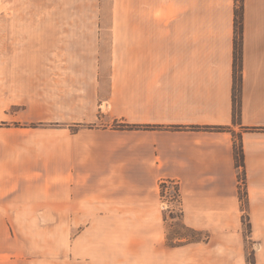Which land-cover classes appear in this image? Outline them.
<instances>
[{
    "label": "crops",
    "instance_id": "obj_1",
    "mask_svg": "<svg viewBox=\"0 0 264 264\" xmlns=\"http://www.w3.org/2000/svg\"><path fill=\"white\" fill-rule=\"evenodd\" d=\"M243 3L237 121L236 0H126L107 68L21 105L39 127L0 128V264H250L246 240L264 264V0ZM165 179L191 235L170 239Z\"/></svg>",
    "mask_w": 264,
    "mask_h": 264
},
{
    "label": "rangeland",
    "instance_id": "obj_2",
    "mask_svg": "<svg viewBox=\"0 0 264 264\" xmlns=\"http://www.w3.org/2000/svg\"><path fill=\"white\" fill-rule=\"evenodd\" d=\"M236 2L238 9L242 2ZM125 3L126 0H0V128L7 131L10 127H39L14 121V113L31 100L47 96L60 101L61 89L80 88L82 81L77 72L107 68L108 21L124 17ZM239 178L245 203L243 169ZM164 213L170 239L177 233L192 234L182 226L180 214ZM244 217L248 236L251 229L248 231L246 212ZM75 231L76 227L70 228L69 239ZM246 246L249 252L254 250L249 240ZM58 257L54 249V258Z\"/></svg>",
    "mask_w": 264,
    "mask_h": 264
},
{
    "label": "trees",
    "instance_id": "obj_3",
    "mask_svg": "<svg viewBox=\"0 0 264 264\" xmlns=\"http://www.w3.org/2000/svg\"><path fill=\"white\" fill-rule=\"evenodd\" d=\"M241 5L236 9L235 12V38H234V120L237 121L240 115L241 110V91H242V79H243V19H244V3L243 0H240ZM121 128H134L129 124L123 123L120 124ZM214 130H226L228 129L225 126H213L210 127ZM235 157L238 167L244 172L245 182H246V169H245V160H244V148L241 136H239L238 141L235 143ZM166 181L163 180L161 182V192L165 187ZM177 193L181 196L180 187L177 185L176 187ZM241 198L243 199L241 193ZM180 200V199H179ZM182 209L177 214L182 216ZM243 221L245 222V217L243 216ZM251 229L250 222L248 223V231ZM248 261L250 264H255V254L254 250L252 252L248 251Z\"/></svg>",
    "mask_w": 264,
    "mask_h": 264
},
{
    "label": "built area",
    "instance_id": "obj_4",
    "mask_svg": "<svg viewBox=\"0 0 264 264\" xmlns=\"http://www.w3.org/2000/svg\"><path fill=\"white\" fill-rule=\"evenodd\" d=\"M241 170V169H240ZM165 187L161 192V204L162 209L165 212H170L172 214H176L181 211V196L177 193V185L178 182L172 179H165ZM240 189L242 187V180L239 178ZM180 199V200H179Z\"/></svg>",
    "mask_w": 264,
    "mask_h": 264
}]
</instances>
